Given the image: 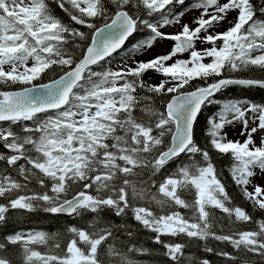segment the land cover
<instances>
[{"label": "trees", "instance_id": "obj_1", "mask_svg": "<svg viewBox=\"0 0 264 264\" xmlns=\"http://www.w3.org/2000/svg\"><path fill=\"white\" fill-rule=\"evenodd\" d=\"M29 1L34 13L51 21L44 46L23 34L28 49L37 51L40 66L23 80L0 71V97L61 75L81 57L93 29L117 10L124 9L135 20L125 51L152 40L155 20L177 14L194 0H92L88 14L77 0ZM243 1L249 22L264 24V0ZM106 62L86 72L73 94L87 93L98 83L108 73ZM238 63L221 64L217 73L198 75L173 90L143 85L141 73L120 71L129 98L95 113L88 129L78 135L77 146L84 148L85 156L78 159L80 172L73 177L59 176L46 163L54 148L43 136L54 111L0 122V262L68 264L72 246L100 264H264V205L243 190L244 174L235 173L244 162L215 142L222 108L229 111L242 102L264 115V88L236 85L217 90L196 116L191 145L162 165L154 163L169 144L172 125L163 109L171 94L221 77L264 81V54ZM204 171L213 182L202 201L193 180ZM78 191L90 196L88 204L70 216L50 212L54 203ZM170 217L185 227L160 230L157 222ZM18 230L35 236L12 238Z\"/></svg>", "mask_w": 264, "mask_h": 264}, {"label": "rangeland", "instance_id": "obj_2", "mask_svg": "<svg viewBox=\"0 0 264 264\" xmlns=\"http://www.w3.org/2000/svg\"><path fill=\"white\" fill-rule=\"evenodd\" d=\"M243 2L194 0L177 14L155 20L152 24L155 30L152 40L131 46L125 51L122 49L120 55L107 59L106 68L110 76L108 73L102 76L98 83L87 88V93H74L66 109L55 112L49 118L46 124L48 131L43 137L47 146H53L54 150H61L63 154H48L47 165L53 167L61 177H73L74 172H80L76 163H80L78 159L84 157L85 153L84 148L79 149L77 146L78 135L88 129L95 113L107 111L110 106L117 107L129 98V94L123 91L127 83L118 75L120 71L123 74L131 71L141 73L143 85L173 90L198 75L217 73L221 64L232 66L244 59L264 54V24L249 22ZM76 3L86 14L93 10L92 0H77ZM1 5L0 71L3 74L11 72L21 80L30 78L40 65L37 64V51L28 49L30 45H27L23 34H28L35 45L44 46L43 40L50 28L46 25H50L51 21L34 13L29 0H0ZM179 34L188 38L186 49H180L174 40V36ZM20 50H25L26 54H14ZM221 112L223 115L216 117L215 142L220 148L232 149L234 155L244 162L235 173L244 174L243 190L257 203L264 205V153H260L264 152L263 112L242 102L234 104L229 111L222 108ZM65 123L69 124L70 130L58 129L59 124ZM146 136L149 139V135ZM210 176L204 171L193 180L198 190V200L203 201L208 197L213 182ZM157 227L164 231L179 230L185 226L179 219L170 217L158 221ZM67 254L68 264H74L79 258H89L75 251L72 246Z\"/></svg>", "mask_w": 264, "mask_h": 264}, {"label": "water", "instance_id": "obj_3", "mask_svg": "<svg viewBox=\"0 0 264 264\" xmlns=\"http://www.w3.org/2000/svg\"><path fill=\"white\" fill-rule=\"evenodd\" d=\"M76 22L81 24L79 21ZM134 27L135 21L126 11L124 9L117 10L107 23L93 30L82 56L66 72L42 84L5 91L0 98V122L62 108L67 103L73 88L81 80L83 73L94 64L119 51L133 34ZM175 39L181 49H186V36L179 35ZM14 54L23 56L26 51L20 50ZM234 85L264 88V81L220 78L205 86L171 95L163 109L165 117L172 122L169 145L156 156L155 163L160 165L181 154L192 141L193 124L204 100L217 89ZM60 128L64 129L68 126L60 125L58 129ZM54 152L61 154V152ZM86 199L85 193L77 192L63 202L54 205L51 212L65 216L70 215ZM74 264L100 263L88 258H79L75 260Z\"/></svg>", "mask_w": 264, "mask_h": 264}, {"label": "flooded vegetation", "instance_id": "obj_4", "mask_svg": "<svg viewBox=\"0 0 264 264\" xmlns=\"http://www.w3.org/2000/svg\"><path fill=\"white\" fill-rule=\"evenodd\" d=\"M2 209H3V208H2ZM2 212H3V210L0 212V219H1Z\"/></svg>", "mask_w": 264, "mask_h": 264}]
</instances>
